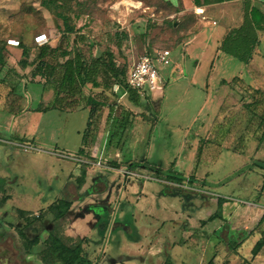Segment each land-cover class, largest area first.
Masks as SVG:
<instances>
[{"label":"rangeland","instance_id":"obj_1","mask_svg":"<svg viewBox=\"0 0 264 264\" xmlns=\"http://www.w3.org/2000/svg\"><path fill=\"white\" fill-rule=\"evenodd\" d=\"M168 1L59 0L76 27L70 43L74 47L75 37L85 35L80 45L88 58L111 49L118 65L129 71L145 54L170 49L173 61L163 69V90L141 94V106L118 86L107 89L109 103L115 105L103 108L97 138L84 148L91 161L103 156L104 167L88 166L83 186L78 182L82 164L52 153L82 154L89 119V107H83L95 90L92 83L76 110L50 108L41 115L36 140L27 136L14 141L0 134V176L8 179H0V200L8 196L0 206V264H43L38 253L44 243L31 254L23 247L19 228L25 221L19 209L45 215L47 224H37L41 242L57 225L63 233L68 230L80 237L84 254L94 262L105 256L106 263L143 264L145 256L139 250L158 239L165 260L172 243L181 239L191 248L187 258L195 264H264V247L253 255L264 235V222L243 241L238 236L244 232L238 231L256 225L233 228L237 208L257 203L255 209L264 211V38L257 48L262 56L249 62L217 54L218 35L227 27L223 11L211 6L204 13L179 0L176 13ZM243 9L244 0H235L229 11L242 14ZM209 20L216 24H206ZM199 23L202 37L188 46ZM62 27L54 9L44 7L41 0H0V49L11 39L33 48L41 34L58 45ZM3 53L9 65L19 66L20 54L9 49ZM36 54L33 48L30 58ZM9 70L7 66L0 79L7 78ZM236 78L254 80L255 88L236 86ZM29 86L36 93L34 99L12 95L11 86L0 82L2 134L11 114L34 112L42 103L43 85ZM122 113L123 129L117 123ZM27 119H18V133L25 132ZM19 143H31L40 151L26 152ZM172 172L183 176L182 184L168 179ZM192 177L195 181L190 183ZM63 197L71 198L73 206L54 223L49 206ZM221 197L228 200L223 216L210 220L219 212ZM240 216L238 224L248 218ZM27 233L37 234L32 228ZM231 240L241 244L230 247Z\"/></svg>","mask_w":264,"mask_h":264},{"label":"trees","instance_id":"obj_2","mask_svg":"<svg viewBox=\"0 0 264 264\" xmlns=\"http://www.w3.org/2000/svg\"><path fill=\"white\" fill-rule=\"evenodd\" d=\"M228 1L233 0H192L193 4L197 7ZM254 1L244 0L243 22L238 27L229 30L219 45V50L243 62H249L253 58L257 48L261 44V37L264 35V11L259 6L254 5ZM58 2L59 0H41L42 5L51 10L54 9L56 16L63 22V27L61 28L63 33L59 44L52 46L49 41L42 43L34 42L32 46L37 50V54L34 59H31L30 56L33 48L19 41L20 44L18 46L22 49V58L18 62L19 67L23 70L30 68L32 72L31 75H22L18 72L15 65H9L8 61L6 62L3 50L8 52V46L6 43H3L6 48L3 47V49H0V73L7 66L10 70L7 73V78L0 79V82L5 85H10V92L12 95L18 97L24 96L23 91L21 93L23 80L30 77L31 79H29L28 83H40L45 86H52L55 90L53 108L65 111H73L80 106L81 97L85 93L84 89L87 88L89 83H92V87L95 90L87 97L86 105L83 107H89L88 125L83 133L84 147L80 148L79 151L82 153L81 155H84L86 153L84 152V148L88 143L90 144L91 138L93 137L92 142L97 138L99 124L103 116V108L109 106L114 107L115 105L109 103L110 97L107 94V89L115 85L118 86L123 93L129 95L130 101L137 106H141V93L129 86L127 82L129 71L118 65L116 53L113 50L108 49L99 57L88 58L80 45L81 42L85 41V35H77L73 42L74 47L72 46L70 43V35L76 32V27L71 23L70 16L65 8L66 4L60 5ZM177 4L179 5V2L168 1V5L175 8L176 13L180 11V6ZM60 58H64V61H59ZM38 77L41 79L36 81ZM7 81L9 83H6ZM22 88L25 89L24 86ZM99 88L102 89L99 90ZM41 105L38 106L40 111H42L40 109ZM111 115L112 113H110L108 118ZM125 118L126 116L123 113L121 114V118L117 117V123H120L119 127L121 129L125 127ZM115 165L119 167V164L115 163ZM87 168V164H82V175L78 178L80 186H83L87 180ZM168 179L180 184L184 181L183 176L178 172H172ZM194 181L195 179L192 177L190 183ZM7 199L8 196H4L0 200V206ZM226 202L228 200L224 197L219 198V212L212 215L210 220L223 216V206ZM73 203L74 201L69 197L59 198L52 203L49 206V212L53 216L52 221L55 223L66 217ZM18 213L25 221V225L19 228L20 235L23 239V247L26 253L31 254L35 247L44 243L43 249L38 253L43 264H99L84 254L83 240L81 238L63 233L57 225L48 230L49 236L44 242H41L40 234L42 230L37 224L40 222H43L44 226L47 224L45 215H36L24 209H19ZM263 222L264 216L253 229L238 231V233L244 232L238 237L242 238L243 241L247 236L253 234L257 226H260ZM29 228L37 232L34 237L28 235L27 229ZM240 244L238 240H231L228 245L235 248ZM263 247L264 235L257 241L253 248V255L257 256ZM171 259L170 256H166V264L172 263ZM211 264L214 263L211 262Z\"/></svg>","mask_w":264,"mask_h":264},{"label":"crops","instance_id":"obj_3","mask_svg":"<svg viewBox=\"0 0 264 264\" xmlns=\"http://www.w3.org/2000/svg\"><path fill=\"white\" fill-rule=\"evenodd\" d=\"M234 1L235 0L224 2V3H219V4H212V5H208V6L197 7L193 4L192 0H186V1L184 0V2H188L187 5H189V6L193 5L197 9H199L200 11L204 10V13L208 12L209 7H211V6H216V7L220 8V10L223 11V14L225 15V21H226L227 27L225 28V30L223 31V33L221 35H218V40L216 42L217 54L222 52L221 50H219V45H220L223 37L226 35V33L229 30H231L232 28L238 27L243 22L244 9H243L242 14L241 13H235V12L231 13L229 11V8H230L232 2H234ZM175 2L178 3L179 0H175ZM254 5L259 6L264 11V0H255ZM187 8L189 9V7H187ZM206 18L208 19V16H206ZM199 24H200L198 27L199 31L198 32L196 31V33L189 38L190 40L187 42L188 46H190L192 43L196 42L199 38L202 37L201 33H202L203 29L201 28L202 27L201 23H199ZM206 24L215 25L216 21H210L209 20V21H207ZM48 38H49V36H48ZM263 38H264V35H262V37H261V43H262ZM212 39L213 38L210 39V43L213 42ZM48 41H49V39H48ZM51 45L57 46V45H54L53 42L51 43ZM260 46H261V44H260ZM7 48L10 50V52H13L16 55H17V53L20 54V55H18L20 57H18L17 62L22 58V49L19 48L18 46L8 45ZM257 54L260 55V57L262 56V52H257V50H256L254 57L257 56ZM15 67L18 69V72L21 73L22 75H24L25 72H28L29 70H31L30 68L25 69V70L20 69V67L17 64L15 65ZM181 72H183V71L181 70ZM29 79H31V77L24 79L25 81L23 80L24 82H26V83L23 82V86L25 87V89H23V93H24V97L26 96V97H31V99H34L35 98L34 94L36 95V93H34L35 91L32 89L31 86H29V84H30V83H28ZM40 79L41 78L38 77L36 79V81H39ZM235 80L238 82V84H236V86L238 85V87H239V85H241V86H243V88H245L247 90H251V89L255 88V85H256L254 80H250V82H246V80L243 78H236ZM41 85H43V84H41ZM43 88L44 89H43L42 93L41 94L39 93V97H41V100H42V103H41L42 105L40 108V109H42V111H40L39 109H37L34 112L22 110V112H20L19 115L11 114L12 117H10L8 121L4 122L5 132H4V134H2L0 132L1 135L6 136L10 139H13L14 141L15 140H21V139L24 141V138H27V136H28V138H31V139L34 138L33 140H36V138L38 137L39 132H40L39 122L41 120V115L43 113L47 112L50 108L56 109V108H53L54 93H55L54 91L55 90L52 88V86L43 85ZM87 109H89V108H87ZM57 110H61V109H57ZM62 111H65V110H62ZM25 112H27V113H25ZM23 116H25V119L28 116V119H27L28 125L26 126V129H24L25 132L18 133L19 130L17 131L15 129V125H16V123H18V119L22 118ZM24 134H26V135H24ZM24 136H26V137H24ZM82 147H84V143H83ZM0 179H2L5 182H6V180H8L6 176H0ZM2 189H4V188H2ZM258 206H260V205L255 203V205H253V206H245L244 208H242V207L237 208L236 211L234 212L233 228H241L242 226H249V224H251L250 226L257 225L260 222V220L262 219V217L264 216V211H262V209H260V208L255 209V207H258ZM238 215H241L242 217H245V218L248 215V218L246 220H243L244 222L242 224H238L236 221ZM241 216H240V218H242ZM66 234L69 236L78 237L76 235L70 234L68 232V230H66ZM185 236H187V235L185 234ZM158 241H160V239L154 240L153 242H151L149 247L146 248L145 250H143V249L139 250V253H141L143 256H145V262L143 264H159V263L166 264V259L162 260V257H163L162 255L164 252L163 246L158 244ZM178 249H179V253H178V255H176V251ZM182 251H183V253H182ZM191 252H192L191 248L187 247V243L183 242V244H182V240L180 239L177 241V243H175V244L172 243V245L170 247V255H167V256L168 257L170 256L172 258L171 259L172 263H170V264H195L196 261H194L192 258H189V257L187 258V256H191L190 255ZM178 257L179 258L181 257V260H179ZM98 263L99 264H125V263L119 262V261H113L110 263H106L105 256L102 257L98 261Z\"/></svg>","mask_w":264,"mask_h":264},{"label":"built area","instance_id":"obj_4","mask_svg":"<svg viewBox=\"0 0 264 264\" xmlns=\"http://www.w3.org/2000/svg\"><path fill=\"white\" fill-rule=\"evenodd\" d=\"M46 34H41L36 37L37 43L48 41ZM10 45L18 46L19 41L13 39L9 40ZM172 51L170 49L155 50L154 53H147L141 57V59L133 66L128 72L127 82L130 87L138 90L141 94L155 93L156 91L163 90V69L172 65ZM26 152L38 150L31 143L18 144ZM53 155L61 157L62 159L73 160L80 162L81 164H87L88 166L94 165L104 167V157L101 156L98 161H91L84 155L66 153V152H54Z\"/></svg>","mask_w":264,"mask_h":264}]
</instances>
